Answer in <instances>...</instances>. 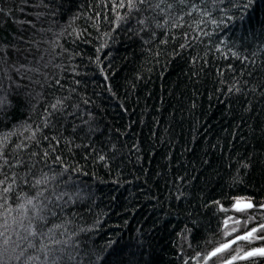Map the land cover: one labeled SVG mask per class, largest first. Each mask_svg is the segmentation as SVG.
<instances>
[{"label":"trees","instance_id":"trees-1","mask_svg":"<svg viewBox=\"0 0 264 264\" xmlns=\"http://www.w3.org/2000/svg\"><path fill=\"white\" fill-rule=\"evenodd\" d=\"M192 5L205 7L176 5L156 28L158 9L129 15L119 0H0V138L11 134L9 152L26 146L13 153L25 168L6 171L50 152V167L36 163L29 184L0 199L3 264H104L112 250L121 264H223L264 247L238 240L209 259L264 223L259 207L234 209L264 202V0H223L212 17ZM144 16L154 36L138 33ZM38 125L39 143L28 139ZM42 173L50 182L31 187ZM38 192L43 220L18 207Z\"/></svg>","mask_w":264,"mask_h":264},{"label":"snow or ice","instance_id":"snow-or-ice-1","mask_svg":"<svg viewBox=\"0 0 264 264\" xmlns=\"http://www.w3.org/2000/svg\"><path fill=\"white\" fill-rule=\"evenodd\" d=\"M205 7H199L198 5H192V10H196L199 8V11L203 13V15H206L208 17H212L213 11L212 9L217 8V3L223 4V0H202ZM165 3V0H159V2L152 4L151 0H127V4H125V0H119V7H127L129 15H132L134 13H142V11H153V10H159L158 15L164 16V22L163 24L159 23L158 21H154V25L156 28H163L168 24L167 19V10L172 9L174 6L179 5L181 7H187L188 6V0H174L173 3H168L167 8L162 7V5ZM211 3L212 8H208L207 5ZM115 7V5H114ZM227 5H224L223 9L218 10H226ZM0 12H3V9H0ZM188 15H191V11L187 13ZM183 18L182 16L180 17ZM117 19H124L127 20V17H118ZM228 19H231L229 17ZM213 24H219L221 21H217L216 19H212ZM137 24L140 26L138 29V33L144 32V33H150L151 35H155L154 32H151V26L149 24V17L144 16L143 18L137 19ZM182 26V25H176L173 24V27ZM148 41H145L147 43ZM233 56H237V53L233 52ZM247 59V57H245ZM59 83V81H57ZM78 83V82H77ZM235 90L236 92L240 91L239 87H236L235 85L230 86L228 88L229 92H232ZM71 93V90H70ZM71 95L59 98L57 97L55 99V102L50 104L51 111L47 112L44 116L43 126L49 127L50 124V117L60 114H65L67 107H68V101H70ZM6 101V98L0 99V106H2ZM85 104H87V101H84ZM74 108H78V105H73ZM69 115H74L75 113H68ZM4 115L0 114V120L4 119ZM87 123V122H85ZM27 130V129H26ZM73 131H75V125L73 126ZM92 131V129H90ZM40 133L42 135V129L38 125L34 131L31 132V136L28 137V139H31L33 141H36L39 143V140L37 139V134ZM11 134H6L3 138H0V175L3 176V179H0V199L5 200L7 202V197L9 193L13 190V185L19 186L20 183L22 184H29V177L32 176V169L35 167L36 163H43L45 166H49L47 164L48 158L50 156L49 151H43L42 153L38 154L36 152H32L30 155L34 159L37 155H40L41 159L39 161L29 162L27 163V168L23 172H12V174L9 176L8 172L6 170L11 169H23L25 168L26 162L22 158H18V156L13 155L14 152H16L17 149H21L23 147H26L23 142L20 144H17L15 148L9 152L8 151V145L10 143L9 136ZM43 139L48 140L50 143L55 142V144H59L60 140L57 139L56 136H44ZM67 143H71V141H66ZM101 160L105 159V156L101 155L99 157ZM55 162L60 163V157H55ZM50 167V166H49ZM245 168L248 167L247 164L244 165ZM52 177H49L47 173H42V175L39 178L32 177V180L34 181L31 184V187H38L41 185H46L50 182ZM43 195L42 192H38L36 196L28 197L25 195L24 200L26 203L20 204L18 207L22 209V215L26 216L29 207L31 206V211L33 212V215L38 217L39 219L43 220L45 219L42 216V212L46 208V205L43 204L41 201L39 204L37 201L39 200V197ZM60 197H57L59 199ZM215 203H219L218 201H215ZM222 207V206H221ZM235 210L238 212H244L248 209H253L255 207H259L260 209L264 210V202H256L254 203L252 200L243 201L241 199H236L234 204ZM9 211L11 209L9 208ZM15 222V221H14ZM225 225L227 226V220L224 221ZM258 233H264V223L259 224L258 227H252L251 230L245 231L243 235L236 236L235 239L231 240L230 242L222 243L219 247L214 248L209 253V259L212 257L217 256L218 253L224 252L226 249H229L232 244H235L238 240L242 241H253V240H264V235H258ZM31 235L35 236L37 235L35 229L30 233ZM47 255V252L45 253ZM123 255L122 252H117L116 250H112L108 253L105 257H97V259H102L104 261V264H109V260L111 259V264H121L120 257ZM112 257H115V259H112ZM255 257H264V247H251L248 251L241 253H237V255L232 256L231 259H224L223 264H234L237 260H250L251 258ZM19 259V257H17ZM31 259H35V257H30ZM56 259H59L57 257ZM56 259L52 261V264H56ZM0 264H3V261L0 260Z\"/></svg>","mask_w":264,"mask_h":264},{"label":"rangeland","instance_id":"rangeland-1","mask_svg":"<svg viewBox=\"0 0 264 264\" xmlns=\"http://www.w3.org/2000/svg\"><path fill=\"white\" fill-rule=\"evenodd\" d=\"M241 200H243V201H247V200H244V199H241ZM234 209H235V207H234Z\"/></svg>","mask_w":264,"mask_h":264}]
</instances>
